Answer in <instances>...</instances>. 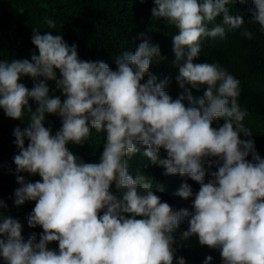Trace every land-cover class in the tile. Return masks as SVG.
<instances>
[{"label":"clouds","instance_id":"obj_1","mask_svg":"<svg viewBox=\"0 0 264 264\" xmlns=\"http://www.w3.org/2000/svg\"><path fill=\"white\" fill-rule=\"evenodd\" d=\"M152 2V17L177 29L175 98L166 91L170 79L149 71L165 57L147 39L134 52L119 54L113 70L103 60L80 59L77 45L62 35L34 28L31 42L38 54L0 60V109L10 119L25 123L27 114L29 120L13 130L20 185L14 204L35 202L28 226L43 230L25 240L20 221L0 211L5 264H186L176 255L174 235L185 222L180 239L197 237L201 246L219 251L222 264H264V158L253 140L241 138L252 133L238 103L240 81L218 63L194 62L205 38L223 39L244 26L243 17L228 7L237 0ZM251 3L252 22L264 32V0ZM221 15L222 23L215 24ZM44 23L56 29L54 20ZM240 34L253 37L246 28ZM22 77L33 86L20 82ZM49 82L60 95L50 94ZM202 88V95L194 94ZM49 115L61 120L55 134L45 127ZM93 130L105 134V143L98 162H84L68 146H83ZM138 154L162 167L165 176H187L199 184L195 193L187 182L175 193L191 199V210L162 202L150 176L130 173L128 161ZM205 165L216 170L209 173ZM22 173L40 180L26 181ZM5 208L0 199V210ZM53 242L58 250L49 247ZM212 259L207 256L204 264Z\"/></svg>","mask_w":264,"mask_h":264},{"label":"trees","instance_id":"obj_2","mask_svg":"<svg viewBox=\"0 0 264 264\" xmlns=\"http://www.w3.org/2000/svg\"><path fill=\"white\" fill-rule=\"evenodd\" d=\"M152 0H0V60L30 59L33 52H37L31 42L34 28L43 34L52 31L53 35H62L71 46L77 45L78 56L82 60H103L115 70V58L125 50L135 51L136 47L147 39L152 45H158L160 53L165 59L153 61L149 71L159 79L168 77L170 84L166 91L175 98L180 92L176 83L178 67L172 64L174 60L172 36L177 29L168 25L166 21L152 17ZM231 15L242 16L245 24L241 29L227 31L223 39L205 38L201 52L195 63H218L240 81L241 95L238 103L242 110L247 112L243 123L251 130V136H241L242 139H251L255 143L256 152L264 158V32L258 24L252 22L255 11L251 0L246 4L236 3L228 5ZM56 22V29H48L44 23L46 19ZM222 23V15L217 17L215 24ZM213 25H209V28ZM247 29L252 32V39H246L240 33ZM57 75L59 72L57 70ZM147 79V77H145ZM28 88L33 86L29 77H22L21 81ZM50 94L55 90L54 82H49ZM203 88L196 95H202ZM63 99V97H62ZM33 110L36 105L31 102ZM24 122L8 118L3 109H0V199L6 208L5 216L18 219L22 224V235L25 240L33 233L43 231L40 227L30 228L27 218L35 206V202H25L19 207L14 204V192L20 186L16 181L15 164L13 157L18 153L14 143L13 130L20 126L26 127L29 122L25 114ZM223 123V121H220ZM213 126H217L215 123ZM45 127H50L55 134L61 127V120L57 116H46ZM28 141L25 140V146ZM105 143V134L93 130L89 140L83 145L70 144V150L84 162H98ZM139 146V145H138ZM142 147V146H140ZM143 150V148H142ZM161 158L166 153L161 150ZM251 159V156L248 157ZM148 164V167L144 165ZM129 171L135 175L139 170L153 179V190L161 197L162 202L169 203L174 209L189 208L191 199L184 200L175 193L182 183L187 182L193 192L199 190V184L187 176H165L164 169L151 165L146 157L136 155L129 161ZM207 172L215 171V167L208 168ZM26 181L40 180L38 175L30 176L22 173ZM210 179L206 174L205 180ZM158 185L163 191L157 190ZM112 191L116 193L113 185ZM139 218V217H138ZM187 223L180 225L174 234L176 237L177 257L183 256L186 264H204L207 256H212L210 264H222L219 251L201 246L198 238L193 236L188 240H181L180 233L187 230ZM50 248L58 250V243L53 242ZM0 264L5 262L0 258ZM175 264V262H174Z\"/></svg>","mask_w":264,"mask_h":264}]
</instances>
